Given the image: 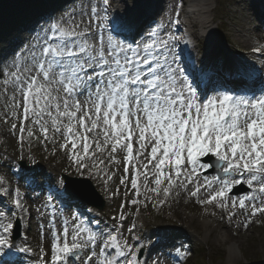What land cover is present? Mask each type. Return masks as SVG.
Returning <instances> with one entry per match:
<instances>
[{"label": "snow or ice", "instance_id": "1", "mask_svg": "<svg viewBox=\"0 0 264 264\" xmlns=\"http://www.w3.org/2000/svg\"><path fill=\"white\" fill-rule=\"evenodd\" d=\"M113 3L80 0L59 18L41 17L45 23L24 47L0 60L5 122L16 121L11 129L18 130L21 150L25 143L29 150L34 142L45 150L51 144L50 155L58 149L86 176L76 188L71 225L67 209L55 203L68 192L66 178L49 176L38 185L47 191L35 209L39 227L51 236L50 261L41 248L42 264H141L145 246L133 234L135 223L125 236L123 211L109 226L87 207L94 199L90 179L102 180L110 198L123 190L132 205L163 206L184 192L230 220L241 210L244 228L264 217V88L254 91L227 74L213 79L191 53L177 50L186 39L162 34L161 26L145 31L127 13L113 15ZM179 15L172 25H179ZM121 168L112 192L109 183ZM209 169L216 174L201 180ZM36 183L32 177L30 185ZM7 184L0 176V264H12L13 251H31L13 243L16 227L32 213L19 187ZM237 186L247 191L230 195Z\"/></svg>", "mask_w": 264, "mask_h": 264}, {"label": "rangeland", "instance_id": "2", "mask_svg": "<svg viewBox=\"0 0 264 264\" xmlns=\"http://www.w3.org/2000/svg\"><path fill=\"white\" fill-rule=\"evenodd\" d=\"M185 1L187 2L185 6L179 1L175 5H164L168 9L164 12L162 21L165 22L164 25L167 22L171 24V21L176 19V11L182 12L183 22L187 26L184 34L189 37L195 50L194 57L199 60L197 68L204 65L202 60L205 58L218 70L216 71L218 75L224 73L225 66H229V60L236 63L237 71L250 70L264 73V34L260 31L263 29V24L251 12L252 0H197L200 12L195 9L196 0ZM146 2V0H140V5L133 7L135 3L126 0L131 10L141 9V5L144 6ZM117 5L118 2L115 0L114 6ZM79 6L80 0H68L59 10L50 6L49 10L42 11V15L32 25L25 27V23H21V25L14 26L13 31L0 40V60L11 59L13 49L19 52L24 47L25 43L34 36L35 29L45 23L41 17L50 15L51 18L56 19L61 13L70 12L74 7ZM182 6L183 10H181ZM193 20H205L208 23L203 26L199 24L197 28H193L191 26ZM250 44L253 47L250 48ZM17 47L20 48L17 49ZM2 91L3 89L0 88V92ZM5 105V98L0 95V176L8 182L6 186H10L13 191L17 188L14 177L10 174V170L12 171L17 162L35 168L40 167L37 170L40 172L37 177L38 185L42 181L45 183L49 176L53 178V182L60 174L79 177L75 170L69 167L67 159L63 153H59L58 149L56 156L50 155L53 151L51 144L47 146V150L42 144H38L37 148L31 144L29 150L28 143H25L21 150L17 141L18 130L13 132L11 129V124L16 121L5 122L7 111ZM21 156L24 158L20 159ZM122 172L121 168L116 175L115 182L109 183L112 192H115ZM206 173H202L201 180ZM215 174L206 175L211 178ZM90 181L98 194L106 200L105 207L101 211H95L98 216L113 221L112 218L118 217L123 211L128 215L131 225L136 222V219L142 224L149 225L146 227L148 230L146 235L150 236V240L148 239L145 244H147L148 252L156 253L151 264L155 261H159V264H264V217L259 218L261 222H253L248 228H244L242 226L244 216L241 210L237 209V215L230 220L226 212L213 206H201L184 192H180L179 195L173 194L163 206H158L155 201H152L142 202L132 208L131 195L125 197L121 190L118 196L110 198V195L104 191L102 180L90 179ZM25 185L22 183L19 189L21 195L25 197L24 204L30 209L32 218L29 220L25 215L24 221L21 222L23 237L14 242V245L31 249V251L24 252L28 261L30 264H39L41 248L44 249L45 259L50 261L49 242L51 238L48 231L40 229L41 218L35 211L44 202V194L42 191H34L28 196ZM234 190L239 192L238 196L247 191L244 186H237ZM141 199L143 200V197ZM8 203L10 204V201ZM121 204L125 205L123 209H121ZM44 218L46 220V216ZM219 220L232 225L233 230H228V237L225 236V229H222L223 224H218ZM139 228L136 227L135 230ZM154 233L156 237L152 236ZM19 242L23 244H17ZM231 246H233L232 251L229 249ZM177 249L185 253L182 262H176L174 259ZM143 255L144 252L142 259Z\"/></svg>", "mask_w": 264, "mask_h": 264}, {"label": "bare ground", "instance_id": "3", "mask_svg": "<svg viewBox=\"0 0 264 264\" xmlns=\"http://www.w3.org/2000/svg\"><path fill=\"white\" fill-rule=\"evenodd\" d=\"M117 2H118V5L116 6V11H118L119 13H121L122 11L123 12H126V11H128L129 10V8L127 7V3H126V0H116ZM130 1H132V2H134V3H139V1L140 0H130ZM179 1V3H181V5H187V2L185 1V0H161V2L160 3H163V4H166V5H175L177 2ZM114 3H115V0H114ZM113 3V4H114ZM157 4H159L158 2H157ZM162 4V5H163ZM253 7V6H252ZM254 8V7H253ZM195 9H197L199 12H200V5L198 4V1L196 0V5H195ZM162 11V9L160 10V12ZM158 19H162V14L160 13V14H158L157 15V18H155L154 20H158ZM179 21H180V23H179V25H177V27H176V33L178 34V33H181V34H183L184 33V29L187 27L186 26V24L183 22V19L179 16ZM208 22L207 21H205V20H201V21H199V20H196V21H194L193 20V22H192V24H191V22H190V24H191V26H193V28H197L198 26H199V24H200V26H203L204 24H207ZM143 25H144V30L145 31H147L148 30V28L149 27H153V25H151L150 23H148V21L147 22H144L143 23ZM263 27V29H260V31L264 34V25L262 26ZM192 29V28H191ZM168 30H170L168 27H167V29H165V30H163V32H166V31H168ZM250 48L251 47H253L251 44H250V46H249ZM245 48V47H244ZM242 54H244V53H242ZM212 56V55H211ZM226 69V68H225ZM227 70L229 71V73L227 74ZM237 70V65H236V63L235 62H233V61H230L229 60V66H227V69L226 70H224V72L227 74V75H235V74H244V73H242V72H237L236 71ZM208 218H211L212 219V217L211 216H208ZM218 224L220 225V224H223V228L222 229H225L224 230V233H225V236H227L228 237V230H233V227H232V225L231 224H228V223H226V222H224V221H218ZM46 228V227H45ZM235 230V229H234ZM154 235V234H153ZM152 235V236H153ZM224 236V237H225ZM139 237H141V239H144V235H139ZM145 241V240H144ZM141 243H142V241H141ZM230 251H232L233 250V246H231L230 248ZM155 255H156V253L155 254H153V255H150V256H148L147 258H146V261H147V264H150V263H152V261H153V257H155ZM12 259H14L13 257H12ZM231 259H232V257H231Z\"/></svg>", "mask_w": 264, "mask_h": 264}, {"label": "trees", "instance_id": "4", "mask_svg": "<svg viewBox=\"0 0 264 264\" xmlns=\"http://www.w3.org/2000/svg\"><path fill=\"white\" fill-rule=\"evenodd\" d=\"M31 3L30 0H0V38L11 31L13 24L26 20L27 12L22 11Z\"/></svg>", "mask_w": 264, "mask_h": 264}, {"label": "water", "instance_id": "5", "mask_svg": "<svg viewBox=\"0 0 264 264\" xmlns=\"http://www.w3.org/2000/svg\"><path fill=\"white\" fill-rule=\"evenodd\" d=\"M68 191H69L70 193H74V194H75V192H73L70 188H68ZM91 204H96V203H95V201H93Z\"/></svg>", "mask_w": 264, "mask_h": 264}]
</instances>
